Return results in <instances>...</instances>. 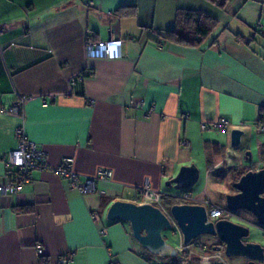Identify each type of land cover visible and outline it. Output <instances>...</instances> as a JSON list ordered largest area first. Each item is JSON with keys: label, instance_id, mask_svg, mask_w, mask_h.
<instances>
[{"label": "crops", "instance_id": "1", "mask_svg": "<svg viewBox=\"0 0 264 264\" xmlns=\"http://www.w3.org/2000/svg\"><path fill=\"white\" fill-rule=\"evenodd\" d=\"M180 9L216 21L197 46L164 39ZM115 38L120 57L85 56L88 40ZM18 96L26 97L23 118L0 113V182L1 156L16 147L22 122L50 167L71 157L80 178L101 168L112 177L82 195L33 170L19 193L0 194V264H58L68 253V264H152L127 222L106 220L112 202L135 203L146 180L174 196L164 183L194 162L207 176L241 165L243 151L229 145L234 128L244 133L242 149L256 154L253 166H241L264 167V133L253 128L264 113V0L223 8L207 0H0V107ZM220 117L228 131L200 129Z\"/></svg>", "mask_w": 264, "mask_h": 264}, {"label": "water", "instance_id": "2", "mask_svg": "<svg viewBox=\"0 0 264 264\" xmlns=\"http://www.w3.org/2000/svg\"><path fill=\"white\" fill-rule=\"evenodd\" d=\"M243 134L238 128L230 130L231 149L240 146ZM244 156L249 158L250 153L245 151ZM198 178L199 171L194 164L181 166L164 186L183 192L195 185ZM232 186L236 193L224 196L226 210L231 213L247 211L257 225L264 229V167L246 171ZM168 213L179 229L182 245H188L200 235L217 236L224 244L226 257L244 258V264H263V246L243 241L249 234L247 227L227 219L211 222L207 219L205 206L200 204H174ZM105 218L111 222H127L134 240L151 255L180 258L177 250L168 245L162 236L164 229L171 228V221L160 208L151 204L116 200L107 208Z\"/></svg>", "mask_w": 264, "mask_h": 264}, {"label": "built area", "instance_id": "3", "mask_svg": "<svg viewBox=\"0 0 264 264\" xmlns=\"http://www.w3.org/2000/svg\"><path fill=\"white\" fill-rule=\"evenodd\" d=\"M93 5L92 1L87 3ZM261 23H259L260 25ZM122 40L119 38L102 40L94 42L88 40L85 44V56L87 58H118L121 55L120 47ZM82 78V77H81ZM25 96H18L12 100L8 105L0 107V113L11 115L19 118H23V103ZM46 100H42V104H46ZM230 126L229 120L220 117L210 123H201L200 129L207 130L208 128L218 131L226 132ZM253 128L256 132L264 133V113L260 114ZM14 136L16 138V147L10 151L5 152L1 156V162L6 170L4 181L0 182V194L1 195H14L21 191L22 185L30 181L31 172L33 170H49L60 179L64 180L67 187L70 190H74L79 194H90L96 191V185L98 181H109L112 177L111 171L107 169H98L93 176H85L80 178L73 171V159L71 157H62L58 164L54 167H50L48 164V157L45 151L36 146L34 142L29 140L23 130V122L18 125L14 130ZM182 146H188V143L184 140L181 141ZM135 203L136 204H151L160 208V210L166 214L171 221V228L174 233L179 234L180 244L177 247V252L180 258H176V264H188L191 259L192 252L189 251L191 246L200 247L199 242L196 240L191 241L188 245H182L181 235L175 222L170 217L168 211L162 206V194L160 191L152 189L147 180L144 184L135 191ZM187 197V196H185ZM184 197V198H185ZM205 206L207 219L211 222H215L218 219H228L231 216V212L226 208H221L215 204L206 200ZM91 218L94 223H97L99 217L97 214L92 213ZM98 234L100 237L107 235V228L99 227ZM264 234V229H263ZM202 247V246H201ZM36 252L42 253L40 245H36ZM210 255H200L198 260L201 264H227L224 259V254L220 247L212 249ZM190 254L187 259H184V254ZM73 261V255L71 253L65 256H60L57 260L58 264H68ZM264 264V246H263V261ZM108 264H118L114 260L110 259Z\"/></svg>", "mask_w": 264, "mask_h": 264}, {"label": "rangeland", "instance_id": "4", "mask_svg": "<svg viewBox=\"0 0 264 264\" xmlns=\"http://www.w3.org/2000/svg\"><path fill=\"white\" fill-rule=\"evenodd\" d=\"M242 145L240 144L237 149L243 151L242 153V161L241 165L243 166H253L256 161V154L254 150H248L250 152V159H246L244 157V152L247 150L242 149ZM194 165L198 168L199 178L198 181L187 189L186 191H177L173 188H169L170 192L174 194V196L162 195V205H164L165 209L169 204H199L205 205L206 200H210L212 204H215L221 208H225L224 204V196L226 194H234L236 193L233 188V183L238 180L240 174L246 169L250 167H243L241 165L231 166L227 171L222 170V173H218L212 176H207L204 173V164L200 165V163L194 162ZM187 196V197H185ZM185 197V198H184ZM167 210V209H166ZM169 211V210H167ZM237 217L231 218L230 221L243 225L248 229V236L245 238L248 242L258 243L261 246H264V234L263 229L257 225L255 219L252 217L250 213L244 210H238L234 213ZM162 236L165 242L177 249L180 244V238L178 233H174L172 228L164 229L162 231ZM200 247L191 246L189 251L192 252L191 259L188 261V264H201L198 260L200 255H210L212 254V248L218 247L220 245V249L224 254V244L219 241L217 236L211 235H200L197 238ZM202 246V247H201ZM190 254H184V259H187ZM225 262L227 264H243L246 262L244 258L241 257H231L228 258L225 255L223 256ZM152 264H158L157 262H152Z\"/></svg>", "mask_w": 264, "mask_h": 264}, {"label": "trees", "instance_id": "5", "mask_svg": "<svg viewBox=\"0 0 264 264\" xmlns=\"http://www.w3.org/2000/svg\"><path fill=\"white\" fill-rule=\"evenodd\" d=\"M207 1L216 5L217 7L223 8L224 6H226L229 0ZM215 24L216 21L212 17L201 11L180 9L176 12L173 27L170 30L165 31L164 39L184 46H197L212 31ZM261 155L264 158V147L261 150ZM245 172L246 171L242 172L240 176ZM172 205L174 204H169V206ZM162 206L164 207V205ZM166 209L169 210L168 207ZM142 256L145 258L146 261L150 263L155 261L158 264H176V258H159L154 255H151L143 249Z\"/></svg>", "mask_w": 264, "mask_h": 264}, {"label": "flooded vegetation", "instance_id": "6", "mask_svg": "<svg viewBox=\"0 0 264 264\" xmlns=\"http://www.w3.org/2000/svg\"><path fill=\"white\" fill-rule=\"evenodd\" d=\"M234 213H235V212H234ZM234 213H232L231 216H230L227 220H231V218H233V217H237ZM243 241H244V242H247V241L245 240V238L243 239ZM218 247H220V245H219ZM218 247H214V248H218ZM214 248H213V249H214ZM243 264H244V263H243Z\"/></svg>", "mask_w": 264, "mask_h": 264}]
</instances>
